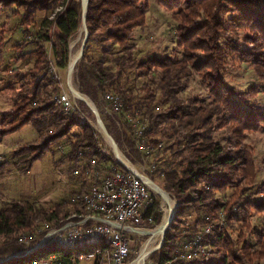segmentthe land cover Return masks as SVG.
<instances>
[{
  "label": "trees",
  "instance_id": "obj_1",
  "mask_svg": "<svg viewBox=\"0 0 264 264\" xmlns=\"http://www.w3.org/2000/svg\"><path fill=\"white\" fill-rule=\"evenodd\" d=\"M159 2L172 10L178 22L176 33L178 45L182 48L180 58L155 55L145 60L135 58L133 37L135 29L146 24L149 0H89L88 45L75 72L80 91L96 104L100 90L103 95L112 92L123 100V111L115 116L106 113L105 107L103 110L98 107L100 113L105 114L103 119L107 129L120 149L131 148L134 162L142 160L143 154L136 148L135 135L130 134L133 129L131 119L138 116L142 105L146 106V111L141 113L147 119L146 135L159 130L172 140L164 148L158 147L159 139L149 138L156 148V167L162 151L170 153L165 159L167 169L160 184L179 202L164 244L150 256L155 264H195L196 260L186 259L178 251L183 249L186 240L197 235H203L204 242L212 245L213 256L204 264L254 263L264 257V201L256 202L246 195L260 169L253 151L243 145V138L245 132L264 129V103L251 100L259 91H264V0ZM0 7H15L12 9L14 13L23 8L22 24L33 22L39 9L54 12L59 7L53 17L43 19L37 31L40 41L51 43L55 62L43 45L24 52L22 57H27L30 52L37 55L34 66L25 74H17L21 89L15 92L12 107L0 111L1 136L29 123L41 137L39 144L26 143L15 150L18 158L15 165L28 172L52 144L64 139L73 160H111L118 168L125 169L113 155L108 156L99 147L100 132L83 115L75 111L66 113L61 108L57 98L62 84L56 74L49 72L53 66L67 68L69 65L70 40L82 25V0H0ZM91 41L101 43V57L94 58L89 54ZM116 46L122 50L113 59L119 68L117 76L106 67L108 56ZM2 60L0 47V64ZM243 62L254 69L259 80L245 93L231 86L226 78L229 65ZM128 67H134L139 70V75L148 77L139 93L135 87H125L119 81L123 70ZM193 73L201 77L208 89L209 102H201L202 98L196 96H180ZM107 85L112 89L106 91ZM10 88L14 89L11 85ZM156 90L161 92L160 104L168 103L157 112L149 103L156 98ZM118 123L124 126L123 130ZM222 130L230 132L229 137L224 136L225 141L219 137ZM174 164L179 168H174ZM150 177L154 180L153 175ZM230 187H233V195L222 203L217 193L224 195ZM260 189L264 193V183ZM158 205V201L152 202L145 216L150 217ZM72 206L74 210L76 206L73 203ZM67 207L68 204L62 202L49 212L30 201L18 200L0 208V264H29L52 253L66 256L103 248L105 243L102 240L69 247L50 242L31 253L13 256L25 247L21 235L30 234L35 240L45 232L44 227L36 226V218L41 216L46 223L59 225L69 213L62 212ZM253 209L262 213L261 226L251 220ZM190 212L197 214L193 225L187 219ZM159 214L158 211L156 223ZM168 215L165 214L160 223L164 224ZM221 221L231 229L238 224L236 234L221 227ZM207 225L211 226L209 234H205ZM251 236L259 248L250 241Z\"/></svg>",
  "mask_w": 264,
  "mask_h": 264
},
{
  "label": "rangeland",
  "instance_id": "obj_2",
  "mask_svg": "<svg viewBox=\"0 0 264 264\" xmlns=\"http://www.w3.org/2000/svg\"><path fill=\"white\" fill-rule=\"evenodd\" d=\"M12 9L16 8L12 7ZM12 9H3L0 7V47L3 51V60L0 64V111H5L12 107L15 100V92L21 89L17 74H25L34 66L37 55L30 52L27 57H22L24 52L34 51L39 47V45H43L48 51L51 60L55 62L51 43L40 41V38L37 37V31L40 29L43 19L53 17L55 12L59 10V7L56 8L54 12H46L39 9L37 10L36 19L33 22L30 20L29 23L25 24L20 22L22 19L23 8L17 9L19 11L18 13H14ZM177 24L178 22L172 15V10L164 7L159 0H149L146 24L143 27L136 28L133 37L135 44V58L145 60L153 55L159 57L170 56L172 58H180L182 56V48L178 45V36L176 33ZM83 39L84 31L82 30V27H80L79 31L73 35L70 40V56L72 50L71 42H75L74 50H77L81 47ZM106 43L109 44L110 42L108 41ZM90 45L91 46L88 49L89 54L94 58L101 57V43L98 41H91ZM121 53L122 50L116 46L113 48L112 53L108 56L109 61L106 63L107 69L112 70L116 76L119 68L113 59ZM76 70L75 66L74 82L79 88V84L75 76ZM49 72L56 74L61 81V90L58 92L61 93L65 90L72 95V90L69 87V79L67 78L68 67L59 68L57 66H53ZM226 78L227 82L231 86H236L243 93L247 92L250 85L259 82L254 69L245 62L229 65L227 67ZM147 79L148 77L139 75V70L134 67L126 68L119 77V81L122 85L125 87H135L136 93H139V88L145 81H147ZM10 85L14 89L10 88ZM104 89L109 91L112 89V86L107 85ZM103 93L104 92L100 90L97 99L98 104L93 101L98 110L99 107L103 110L106 105ZM54 94L55 93H53V95ZM160 94L161 92L156 90V98L153 101L149 100V103L154 105V111L156 112L161 111L168 105V103L160 104ZM141 96L144 97V94ZM180 96L182 98H187L189 96L200 97L202 98L201 102H209L211 100V95L208 89L203 84L201 77L197 73H193L189 76L188 86L186 90L180 94ZM72 99L76 100L79 107L83 109L85 116L87 117L86 119L89 121L88 123L96 129L94 126L96 118L91 108L81 99H75L73 96ZM251 100L264 103V91H259L256 96L251 98ZM82 102H84V104ZM145 111L146 106L142 105L138 116L131 119L133 129L130 134L132 136L135 135L136 129L145 127L147 124V119H145L141 114ZM104 115L105 114L102 115L103 118ZM139 120L142 121L140 122ZM120 128L123 130L124 126L121 124ZM220 134L221 135L219 137L221 141H225L224 136H230V132L227 130H222ZM148 138L159 139L164 143V148L172 141L171 138L167 137V135H163L159 130L149 134ZM40 139L41 137L39 133L29 123L14 132L8 133L7 135H0V208L11 205L13 201L27 200L35 203L37 206H42L44 209L51 212L56 204L66 202L68 207L64 208L62 212H70L73 209L72 199L77 193L85 190L92 183L101 180L105 175L111 174L116 168H118L111 160L101 162H96L95 160H89L86 158L73 160L70 157L71 149L67 144H65V140L63 139L52 144L50 149L46 151L45 155L33 163L28 172L21 171L20 168L15 165V162L18 159L14 154L15 150L26 143L39 144ZM98 144L104 153L108 154V156H114L111 146L107 143L101 132ZM243 145L247 149H251L253 151L256 159V165L260 169L254 184L249 186V190L246 195L251 197L256 202H262L264 201V193L260 189V185L264 183V129L245 132ZM125 150L126 151L121 149L130 162L135 164L140 170H145V174H148V176H150V174L153 175L154 180L161 185L160 183L163 180L164 172L167 169L165 159L170 154L168 150L162 151V157L159 165H157L153 171L145 169L146 167L143 164V159H137L136 162L132 160L133 153L131 152V148L129 146ZM126 152L130 156H128ZM148 161L150 162L151 158L147 159V162ZM173 167L177 169L179 168L177 164H174ZM233 191V187H230L224 195L217 193V197L222 203H225L231 198ZM171 196L175 198L173 195ZM154 201H158L159 205L157 210H153L151 216L146 218L144 223V228H146V230L163 225V223H160L161 220L165 214H169L170 212L169 205L162 195H159L150 189V204ZM176 201L178 202L177 199ZM158 211L160 212L159 222L156 223L155 217ZM196 217L197 214L195 212H190L187 216L189 224L193 225ZM250 217L253 224L258 226L263 224L262 213L253 209ZM167 218L165 220H167ZM44 223L46 222L41 216L35 219V224L38 228H43L45 225ZM236 227H238V224L234 225L233 229H231L228 225L226 226V223L224 226L226 231L233 234H236ZM148 237L149 234H139L132 238L133 244L131 260L139 253L142 244ZM250 241L255 243V241L252 240V236ZM255 247L259 248V245L255 243ZM152 253H150L147 257L144 264H155L150 258ZM212 256L213 251L209 252L206 257L210 258ZM251 264H264V257Z\"/></svg>",
  "mask_w": 264,
  "mask_h": 264
},
{
  "label": "built area",
  "instance_id": "obj_3",
  "mask_svg": "<svg viewBox=\"0 0 264 264\" xmlns=\"http://www.w3.org/2000/svg\"><path fill=\"white\" fill-rule=\"evenodd\" d=\"M103 97L106 100V113L115 116L123 111L124 103L118 95L106 92ZM57 100L66 113L78 112L87 121L83 109L68 91H62ZM118 125L121 126V123ZM135 138L136 148L143 154L145 169L153 171L156 168L154 143L146 135L144 127L136 129ZM163 144L160 141L158 147H163ZM150 158L151 161L147 162ZM132 165L130 168L124 165L125 169L116 168L111 174L77 193L72 199L76 208L61 219L59 225L46 223L43 228L45 232L35 240L30 234L21 235L20 240L25 247L13 256L31 253L50 242L69 247L102 240L105 246L92 252L66 256L52 253L29 264H130L132 238L146 230L145 211L150 207L151 189L145 170ZM220 226H224V221L220 222ZM209 233L211 226L207 225L205 234ZM211 246L210 242H204L203 235H197L186 240L183 249L178 252L186 259L196 260L195 264H204L209 260L206 256L212 252Z\"/></svg>",
  "mask_w": 264,
  "mask_h": 264
},
{
  "label": "bare ground",
  "instance_id": "obj_4",
  "mask_svg": "<svg viewBox=\"0 0 264 264\" xmlns=\"http://www.w3.org/2000/svg\"><path fill=\"white\" fill-rule=\"evenodd\" d=\"M82 30L84 29V26L82 25ZM75 39V38H74ZM74 45L75 42H71V56H70V63L68 65V69L69 67H71L73 69L71 78L69 79V87L72 90V96L78 99H87L88 101L90 100L89 97H87L85 94L81 93V91L79 90V88L75 85V80H74V61L80 51V47L77 50H74ZM77 46V45H76ZM94 126L96 127V129L98 131L101 132L102 136L105 138V140L107 141V143L111 146L112 151L114 153L113 147H112V141L111 139L106 135V133L99 127L97 121L94 123ZM118 157L125 162L127 165L133 167L132 163L127 159V157L125 156V154L121 151L118 154ZM162 187V186H161ZM150 188L157 194L162 195V197L165 199V201L168 203L169 205V215L168 218L166 220V222L163 225L157 226L153 229H149V230H142L140 233L142 234H149V237L144 241V243L142 244L139 253L131 260L130 264H144L145 260L147 259V257L150 255V253H152V251L158 246V244L162 241L163 237H164V232L165 230L168 228V221L171 219L172 215H173V211L176 208V199L173 198L172 196H169L166 194L165 190H162L158 185H150ZM163 188V187H162Z\"/></svg>",
  "mask_w": 264,
  "mask_h": 264
},
{
  "label": "water",
  "instance_id": "obj_5",
  "mask_svg": "<svg viewBox=\"0 0 264 264\" xmlns=\"http://www.w3.org/2000/svg\"><path fill=\"white\" fill-rule=\"evenodd\" d=\"M88 5H89V0H82V15H83V18H82V25L84 26V39H83V42L81 44V47H80V51L74 61V70H75V66L76 64L78 63V61H80L84 55V51H85V48H86V45H87V42H88V38H89V28H88V24H87V11H88ZM72 72H73V69L71 67H69L68 69V76L67 78L70 79L71 78V75H72ZM83 93V92H81ZM85 94V93H83ZM87 97H89L87 94H85ZM89 101L87 99H81L83 100L90 108L91 110L93 111L94 113V116L96 118V121L99 125V127L106 133V135L111 139L112 141V147H113V150H114V156L115 158L123 165H125L126 167L130 168L129 165H127L125 162H123L119 157H118V154L121 152V149L117 143V141L115 140V138L111 135V133L108 131L107 129V126H106V123L100 113V111L98 110V108L96 107L95 103L93 102V100L89 97ZM147 183L149 185H158L162 190H165L166 191V194L169 196H171L170 192L167 191L166 189L162 188L161 185H159L155 180H153L151 177L147 176ZM178 202H177V205H176V208L174 209L173 211V215L171 217V219L168 221V228H170L172 222L175 220V217H176V212H177V207H178ZM167 228V229H168ZM167 229L165 230L164 232V237L162 239V241L158 244V246L153 250H158L162 247V245L164 244V241H165V235H166V231ZM152 251V252H153Z\"/></svg>",
  "mask_w": 264,
  "mask_h": 264
}]
</instances>
